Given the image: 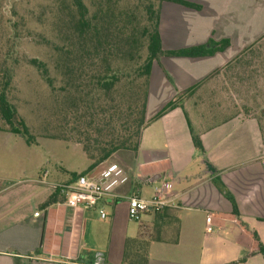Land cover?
Instances as JSON below:
<instances>
[{"label": "crops", "instance_id": "1", "mask_svg": "<svg viewBox=\"0 0 264 264\" xmlns=\"http://www.w3.org/2000/svg\"><path fill=\"white\" fill-rule=\"evenodd\" d=\"M185 1L201 10L160 5L164 54L153 65L138 151L127 153L124 167L115 157L101 164L122 170L110 188L118 198L107 199L109 217L64 201L45 207L50 188L34 199V208L25 202L13 209V200H4L0 264H264V117L220 120L222 112L195 106L212 80L264 40V0ZM211 40L230 45L198 58L167 54ZM178 97L181 107L156 119ZM164 181L172 184L169 205L131 220L128 197L151 199ZM129 239L135 242L125 260Z\"/></svg>", "mask_w": 264, "mask_h": 264}, {"label": "rangeland", "instance_id": "2", "mask_svg": "<svg viewBox=\"0 0 264 264\" xmlns=\"http://www.w3.org/2000/svg\"><path fill=\"white\" fill-rule=\"evenodd\" d=\"M83 2L88 9L90 31L96 27L100 31L101 43L109 46L107 51L115 54L109 60L110 67L114 70L124 68L129 73L118 87V93L112 94L114 98L116 96L115 103L121 105L123 102L125 106H122L127 109L135 93V85L131 84L133 71L142 62L138 57L145 59L147 55L146 43L140 36L147 25L145 7L153 4L160 10L161 2ZM75 11L72 0H0V79L3 69H13L9 98L32 135L29 145L21 136L0 133V190L4 191L0 194V202L12 199L10 206L13 209L23 208L25 202H30L34 208V199L41 192L49 188L54 191L68 178L71 179L72 173L84 172L92 163L83 149L84 145L90 143L97 155L96 149L109 141L112 134L107 123L109 113L106 112L109 108L114 111L110 98L99 93L96 85H90L89 77L104 64V54L96 60L87 55L83 64L85 76L73 78L67 85L58 69L68 49L77 46L73 28ZM97 15H100L98 20L95 18ZM107 22L111 25L108 35L102 30ZM134 29L140 36L141 50L123 61L121 52L128 48L124 38ZM107 41L111 44L106 45ZM94 45L97 43L88 42L87 51H94ZM257 47L261 54H257L258 48L256 52L250 50L240 61L233 63L230 71L222 73L206 86V92L201 99L198 98L195 106L222 112L220 120L238 114L264 117V40ZM34 59L46 66L54 88L38 68L31 65ZM63 86L65 91L61 90ZM78 86L81 87L80 92H77ZM138 111L137 108L134 118H137ZM127 153L134 152L122 150L113 160L124 167L129 162ZM46 171L49 175L43 177Z\"/></svg>", "mask_w": 264, "mask_h": 264}, {"label": "trees", "instance_id": "3", "mask_svg": "<svg viewBox=\"0 0 264 264\" xmlns=\"http://www.w3.org/2000/svg\"><path fill=\"white\" fill-rule=\"evenodd\" d=\"M161 3L163 1H169L176 4H180L186 7L194 8L197 10H201V6L195 3H191L185 0H159ZM72 4L75 7V16H74V33L77 39V46L73 49H68V52L65 53V57L62 58V62L59 65L58 69L60 70V74L65 80L66 85L70 83L73 78L82 79L85 76V69L83 68V64L87 58V55H92L94 60L98 59L99 56L103 55L102 62L104 63L96 71L90 75L91 83L90 85H96L99 93H104L107 98H110L111 107L114 108V111L107 109L106 112L109 113L107 123L111 128L112 134L109 136L110 140L105 144H100V148L96 149L97 155H95L94 148L91 147L90 143L84 145L83 149L87 154L88 158L92 161L89 168L80 173H72L71 180L69 183L74 182L79 175L87 174L95 168L99 167L101 164L113 158L118 152L122 150H132L133 152H137L140 146V139L142 135V130L145 128V111L147 104V96H148V87L149 81L153 69L154 63L159 59L161 55L164 54L162 48V41L160 35V10L155 9L153 4H148L146 9L147 14V25L143 27L141 31V38L145 41V45L147 48V55L145 59H143L140 55L138 57L142 62L137 66L133 71V80L131 84L135 85V93L131 98V105L124 109L121 105H117L115 103L114 95L118 93V87L122 83L124 79L129 77V73H126L125 69H113L111 68L110 59L115 55L112 52L107 51L110 47L104 46L101 43L100 31L95 27L93 32L90 31V23L88 21V9L84 4L83 0H72ZM105 13H108L105 12ZM107 14L103 17L105 18ZM100 16V15H99ZM99 16H95L98 20ZM104 21V19L102 20ZM107 26L103 27L102 30L106 35L110 33L109 26L110 23H106ZM137 30H130L129 35H126L124 38L126 45L128 48L121 52V59L125 61L128 57L132 58L133 54L136 52H140L141 50V40H139L140 36L137 35ZM88 42L94 43V51H87L86 47ZM111 44L109 41L106 42V45ZM230 45L229 41H222L219 43H215L214 41H209L206 45H201L197 47H192L188 49H182L175 52H169L167 54L171 56L178 57H190V58H198L212 55L219 51H224ZM102 52V53H101ZM244 54L235 59V62L240 61ZM31 65L38 68L41 72L42 77L48 82V84L54 88L53 82L49 77L48 70L46 66L34 59L31 60ZM72 65V66H71ZM232 63L229 65L231 66ZM73 66H76L73 67ZM78 71V73H77ZM14 72L12 68L3 69L1 71V79H0V132L10 133L17 136H21L27 140V143L30 145L32 135L30 133V129L27 126L26 122L21 119L18 115V111L14 104L11 102L9 95L13 85ZM77 85V84H76ZM126 87V86H125ZM77 92H80L81 87H77ZM127 89V87H126ZM62 91H65L66 88L63 86L61 88ZM108 100V99H107ZM113 104V105H112ZM182 97H178L177 99L171 101L158 115L156 119L161 118L168 112L181 107ZM134 105V106H133ZM125 106V104H124ZM138 108V116L134 118L135 110ZM189 126L190 122L188 121ZM192 139L195 148L204 153V147L200 137L193 133L192 128ZM221 189L225 192V194L229 197L227 191L221 187ZM65 197L61 195L60 190L56 189L50 195L48 201L45 203V207L50 206L51 204H55L60 201H64ZM135 241L129 239L127 241V254L125 255V260H128V249L130 245ZM260 252L264 255V248L260 246Z\"/></svg>", "mask_w": 264, "mask_h": 264}, {"label": "built area", "instance_id": "4", "mask_svg": "<svg viewBox=\"0 0 264 264\" xmlns=\"http://www.w3.org/2000/svg\"><path fill=\"white\" fill-rule=\"evenodd\" d=\"M100 169L95 168L87 174H81L72 182L62 186H57L61 195L65 197L64 204L72 209L85 208L99 212L100 218L106 220L109 216L106 211L109 197L118 198V195L110 190L112 181L122 172L120 166L116 164L101 165ZM48 171L43 177H48ZM40 182L43 180L40 178ZM172 184L162 182L161 186L155 189L151 199H144L134 194L128 197V216L131 220L140 221L147 213H155L169 205ZM36 217L40 212L34 214ZM211 216L207 217L208 231L212 230Z\"/></svg>", "mask_w": 264, "mask_h": 264}]
</instances>
